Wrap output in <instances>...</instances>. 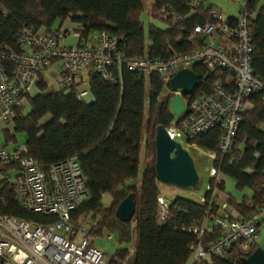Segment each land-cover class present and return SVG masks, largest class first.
<instances>
[{
  "label": "trees",
  "instance_id": "16d2710c",
  "mask_svg": "<svg viewBox=\"0 0 264 264\" xmlns=\"http://www.w3.org/2000/svg\"><path fill=\"white\" fill-rule=\"evenodd\" d=\"M207 1L192 10L186 0H0V51L17 49L18 33L25 27L48 34L62 31L68 23L74 26L80 41L106 31L125 38L117 49L122 56L164 60L198 48L200 43L187 40L193 28L202 25L217 9L207 5ZM163 9L181 19V23L177 27L162 23L159 16ZM247 9L253 16L251 66L254 75L264 80V2L251 0ZM142 16L147 20L143 21ZM154 22L162 23L164 28ZM194 71L199 77L197 89H208L211 77L201 76L197 67ZM84 73L88 94L82 100L78 95L83 80L71 88L47 93L49 79L40 74L38 94L27 96L28 108L24 106L13 120L14 136L5 133V146L15 141L16 134H24L25 156L33 158L44 172L53 164L77 160L88 199L72 210L71 222L89 226V235L117 233L120 247L116 260L130 264H188L194 235L157 222L160 194L155 137L158 127H167L175 118L169 112L173 97L170 85L165 87L158 74L143 75L125 69L116 85L105 82L92 65ZM192 97L193 94L184 99L188 102ZM89 98L94 102L87 104ZM220 135L221 130L215 128L190 145L216 153L211 168L213 177L207 184L236 211L246 214L264 204L263 95L254 94L246 101L233 149L227 157L218 153ZM219 176L233 180L237 192L250 194L237 200L224 193V182L217 183ZM130 193L134 194L136 212L129 222H122L115 210ZM105 198L110 199L108 205ZM177 203L187 206L191 216H198L207 207L189 197H179ZM0 214L25 220H56V216L21 209L14 198L13 183H0ZM258 247L255 241L247 252L234 249L228 257L208 255L193 264H244L241 259Z\"/></svg>",
  "mask_w": 264,
  "mask_h": 264
},
{
  "label": "built area",
  "instance_id": "2783aa9c",
  "mask_svg": "<svg viewBox=\"0 0 264 264\" xmlns=\"http://www.w3.org/2000/svg\"><path fill=\"white\" fill-rule=\"evenodd\" d=\"M186 1L190 9L196 10L206 0ZM229 1L239 6L237 17H226L213 9L188 37V42L200 43L198 48L164 60L126 58L117 51L124 43L123 35L106 31L80 41V35L72 30L79 42L65 46L62 40L71 30L43 34L32 28L21 29L18 48L0 51V124L13 122L40 74L50 68L57 76L58 88L68 89L90 65L111 85L120 83L121 71L125 69L143 75L158 74L165 87L178 71L195 72L197 67L201 76L211 77L209 88L199 87L191 100L184 99V113L164 128L171 140L189 148L194 147L190 142L219 128L218 153L227 157L233 149L246 101L258 93L264 97V80L254 75L251 66L253 16L247 9L251 0ZM159 20L171 27L181 23L164 9ZM87 94L81 91L78 99H85ZM90 102L93 100L86 101ZM25 154L24 145L11 150L0 146V183L14 184V198L21 209L56 216V220H25L0 214V264H130L116 260V252L106 254L94 247L88 228L72 224V210L88 199L77 160L53 164L44 172ZM207 155L211 162L215 161L216 153ZM217 183L221 181L217 179ZM157 184L158 224L171 225L195 237L189 245L188 264L208 255L225 258L234 249L247 252L264 227V204L236 217L231 205L207 184L204 194L195 198L207 207L198 216H191L187 206L177 203L179 197H189L191 192L187 196H166L167 187ZM107 238L112 239V235Z\"/></svg>",
  "mask_w": 264,
  "mask_h": 264
},
{
  "label": "water",
  "instance_id": "95a60500",
  "mask_svg": "<svg viewBox=\"0 0 264 264\" xmlns=\"http://www.w3.org/2000/svg\"><path fill=\"white\" fill-rule=\"evenodd\" d=\"M198 86V77L191 70H180L170 80L174 93L169 102L173 117L184 113V97L191 96ZM156 181L167 186L191 189L199 183V175L189 152L178 142L169 138L163 126L158 127L155 137ZM136 212L134 194H128L117 206L115 214L122 222H129ZM244 264H264V250L256 248L249 256L243 257Z\"/></svg>",
  "mask_w": 264,
  "mask_h": 264
},
{
  "label": "rangeland",
  "instance_id": "374dc122",
  "mask_svg": "<svg viewBox=\"0 0 264 264\" xmlns=\"http://www.w3.org/2000/svg\"><path fill=\"white\" fill-rule=\"evenodd\" d=\"M207 5H212L218 10L222 11V13L226 17H231V18L237 17L239 6L237 4H232L229 0H208ZM142 18H143V21L147 20L146 16H142ZM154 24L159 28H164V25L162 23L154 22ZM64 27H66V25H64ZM62 45H65V46H76L77 45V38L74 35L73 31L69 33L66 39L62 40ZM53 80H54L53 78L49 79V88H48L47 93L54 92L57 90L56 83ZM85 88H86V85H85ZM37 94H38V88L35 85L30 91L29 96L34 97ZM27 108L28 107L26 106L25 109ZM6 132H8L10 136H14L12 122L8 124H5V123L0 124V146H5V142H6L5 133ZM24 142H25L24 134L19 133L15 135V141L14 142L10 141L6 148L11 150V149H14L16 146H21L22 144H24ZM182 144H183V147L189 152V154L191 155L194 161L196 170L199 175V183L197 184V186L191 189H182V188H176V187L165 185L167 189H164V191L167 192L166 194H168L169 192H175L179 195H185V196H187L188 193L191 192V195H189V198L195 199L197 196L199 197L203 195L204 192L206 191L208 178H209V172H210V169L212 168V162L210 158L208 157V155L205 154L203 151L192 149V148L185 146L184 143ZM141 172L142 170L140 169L139 177L141 176ZM223 181L225 183L224 193H228L238 198H241L243 196L242 194H247V195L250 194V191L237 192L235 190L234 181L229 178L227 179L224 178ZM193 192H194V195H193ZM109 202H110L109 198L104 199V203L106 205H108ZM85 227L87 228V226ZM109 234H110L109 232H104L102 235H99V236L91 234L89 235L88 238L94 247L98 248L100 251L106 254H112L117 251V249L120 247V244H119L117 233H111L112 239L107 238ZM257 241H258L259 247L264 250V227H261L260 235Z\"/></svg>",
  "mask_w": 264,
  "mask_h": 264
},
{
  "label": "crops",
  "instance_id": "0c3cea01",
  "mask_svg": "<svg viewBox=\"0 0 264 264\" xmlns=\"http://www.w3.org/2000/svg\"><path fill=\"white\" fill-rule=\"evenodd\" d=\"M264 0H262V2H263ZM222 12V11H221ZM66 25V27H64L63 26V30H74V26H72V25H70V24H68V23H66L65 24ZM77 44H78V40H77ZM42 74H44L48 79H54L53 81H55V83H56V81H57V76H56V74H55V72H54V70H53V68H50V69H48V70H46V71H44V73H42ZM83 80V85H82V87L81 88H79V89H81L80 91H87L88 92V88H87V78H86V76H85V73L83 72L81 75H80V77H79V79L77 80V83L79 84V82L80 81H82ZM85 85H86V88H85ZM56 87H57V90L59 89L58 88V86H57V84H56ZM56 90V91H57ZM56 91H54V92H56ZM88 100H93L92 98H89ZM94 102V101H93ZM93 102H90V103H87V104H91V103H93ZM27 105V102H26V104H25V106ZM22 145H24V144H22ZM5 147H7V146H5ZM192 149H197V150H199V151H203V150H201L200 148H198V147H196L195 145H194V147L192 148ZM205 154H207V152H205V151H203ZM225 177H222V176H219L218 177V180H220L221 182H224L223 181V179H224ZM227 179V178H226ZM235 183V182H234ZM225 184V183H224ZM245 192V191H244ZM164 193H165V195L166 196H174L175 194L176 195H179V194H177V193H175V192H169L168 194H166L167 192L166 191H164ZM193 195H194V192H193ZM242 195H244V194H242ZM220 197V196H219ZM221 198V197H220ZM237 200H239L240 198H238V197H235ZM221 199H223V198H221ZM225 200V199H224ZM231 207H232V205H231ZM233 208V207H232ZM234 209V208H233ZM234 212H235V216L236 217H239V216H243V215H245V214H240L238 211H236L235 209H234ZM85 226V225H84ZM88 228V227H87ZM256 243L258 244V241L256 240ZM259 245V244H258Z\"/></svg>",
  "mask_w": 264,
  "mask_h": 264
},
{
  "label": "bare ground",
  "instance_id": "6f19581e",
  "mask_svg": "<svg viewBox=\"0 0 264 264\" xmlns=\"http://www.w3.org/2000/svg\"><path fill=\"white\" fill-rule=\"evenodd\" d=\"M197 151V150H196Z\"/></svg>",
  "mask_w": 264,
  "mask_h": 264
}]
</instances>
